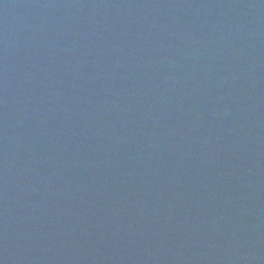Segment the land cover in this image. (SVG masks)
Returning <instances> with one entry per match:
<instances>
[{"label":"water","instance_id":"water-1","mask_svg":"<svg viewBox=\"0 0 264 264\" xmlns=\"http://www.w3.org/2000/svg\"><path fill=\"white\" fill-rule=\"evenodd\" d=\"M26 0H0V33Z\"/></svg>","mask_w":264,"mask_h":264}]
</instances>
